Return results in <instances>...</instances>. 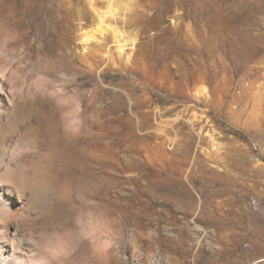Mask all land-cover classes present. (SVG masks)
Segmentation results:
<instances>
[{
    "label": "rangeland",
    "instance_id": "obj_1",
    "mask_svg": "<svg viewBox=\"0 0 264 264\" xmlns=\"http://www.w3.org/2000/svg\"><path fill=\"white\" fill-rule=\"evenodd\" d=\"M111 1L117 9L106 15L107 30L87 40L99 24L94 9L107 12ZM92 7L0 0L8 81L65 86L71 98L95 96L93 108L107 106L104 171L83 153L85 137L60 140L42 121L44 166L70 180L56 183L47 207H67L56 192L68 182L78 207L72 219L100 237L105 197L110 264H256L264 258V0H93ZM44 108L18 104L5 118L9 129Z\"/></svg>",
    "mask_w": 264,
    "mask_h": 264
},
{
    "label": "bare ground",
    "instance_id": "obj_2",
    "mask_svg": "<svg viewBox=\"0 0 264 264\" xmlns=\"http://www.w3.org/2000/svg\"><path fill=\"white\" fill-rule=\"evenodd\" d=\"M88 1L92 7L93 0ZM116 9L112 1L108 4L107 12L94 9L99 24L91 37L86 36L87 40L107 30V26L104 27L108 18L106 15H113ZM116 31H113V37L122 53L125 44ZM3 41L0 37V44ZM7 49L6 45H2V50ZM134 63L130 64L131 68L137 67ZM0 71V135L6 128L9 129L5 118L12 115L18 104L29 102L35 105L39 102L48 106L19 131L9 129V134L0 141L3 150L0 154V264H66L71 257L77 260V264H110L112 237H109V228L112 218L110 220L105 197L101 199L100 213L97 212L100 214L102 233L100 237H93V233L84 232V227L72 219L78 207L72 201L68 182L56 192L59 201L67 207L59 210L47 207V196L56 183L66 177L65 174L57 176L48 170L42 157L48 140L42 132V121L46 120L55 128L57 133L54 136L60 140L66 137L75 141L85 137L83 153L91 162H99L104 171L108 163L107 106L101 104L95 109L92 106L97 102L95 96L86 101L71 98L65 86L51 85L53 83L10 82L4 71ZM180 80L182 84L186 83L187 75L181 74ZM96 124L101 132H94ZM115 244H118V240ZM262 259L257 263L263 262Z\"/></svg>",
    "mask_w": 264,
    "mask_h": 264
},
{
    "label": "built area",
    "instance_id": "obj_3",
    "mask_svg": "<svg viewBox=\"0 0 264 264\" xmlns=\"http://www.w3.org/2000/svg\"><path fill=\"white\" fill-rule=\"evenodd\" d=\"M262 260H264V259H262ZM256 264H264V261L263 262L256 263Z\"/></svg>",
    "mask_w": 264,
    "mask_h": 264
},
{
    "label": "crops",
    "instance_id": "obj_4",
    "mask_svg": "<svg viewBox=\"0 0 264 264\" xmlns=\"http://www.w3.org/2000/svg\"><path fill=\"white\" fill-rule=\"evenodd\" d=\"M261 250H264V249H261Z\"/></svg>",
    "mask_w": 264,
    "mask_h": 264
}]
</instances>
